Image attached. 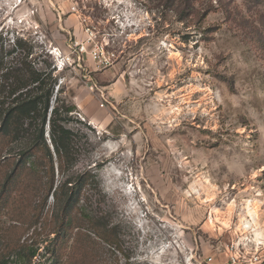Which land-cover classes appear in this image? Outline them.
<instances>
[{
  "label": "rangeland",
  "instance_id": "1",
  "mask_svg": "<svg viewBox=\"0 0 264 264\" xmlns=\"http://www.w3.org/2000/svg\"><path fill=\"white\" fill-rule=\"evenodd\" d=\"M15 36L54 67L76 160L55 165L58 201L37 208L43 176L18 222L0 212V248L19 238L50 263L81 175L79 204L117 237L73 212L84 264H264V0H0V37Z\"/></svg>",
  "mask_w": 264,
  "mask_h": 264
},
{
  "label": "trees",
  "instance_id": "2",
  "mask_svg": "<svg viewBox=\"0 0 264 264\" xmlns=\"http://www.w3.org/2000/svg\"><path fill=\"white\" fill-rule=\"evenodd\" d=\"M34 54L33 46L22 36H15L7 44L0 37V212L11 215V220L16 222L15 216L21 215L19 209L26 206L27 192H38L36 184L43 176L48 178V184L42 182L45 195L37 208L42 211L48 194L59 200L57 188L52 190L55 165L63 173L76 160L72 131L62 123L63 115L72 108L61 100L51 105L57 81L54 67L49 63L41 66ZM84 181L79 175L65 182L69 193L62 200L55 229L51 231L54 235L44 247L45 253L51 255V262L47 264H76L77 260L84 264L86 261L82 254L87 250L82 245V234L77 232L72 246L67 245L72 214L76 211L91 222L88 230L99 240L117 243L113 227L105 229L94 222L79 204ZM41 215L38 211L32 216L38 220ZM27 224L26 229L36 226L32 220ZM9 229L6 227L3 231ZM6 238L0 248V264H31L37 254L35 245L20 243L19 238Z\"/></svg>",
  "mask_w": 264,
  "mask_h": 264
},
{
  "label": "built area",
  "instance_id": "3",
  "mask_svg": "<svg viewBox=\"0 0 264 264\" xmlns=\"http://www.w3.org/2000/svg\"><path fill=\"white\" fill-rule=\"evenodd\" d=\"M91 88L93 89V85L91 86ZM99 94L103 97V92L101 90H99ZM103 101H107V99L105 97H103Z\"/></svg>",
  "mask_w": 264,
  "mask_h": 264
}]
</instances>
